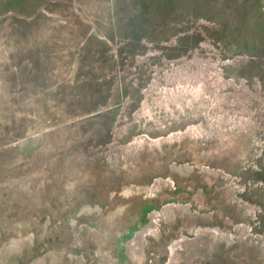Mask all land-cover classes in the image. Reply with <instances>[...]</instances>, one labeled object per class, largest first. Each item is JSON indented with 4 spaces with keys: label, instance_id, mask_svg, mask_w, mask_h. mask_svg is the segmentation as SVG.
Segmentation results:
<instances>
[{
    "label": "rangeland",
    "instance_id": "rangeland-1",
    "mask_svg": "<svg viewBox=\"0 0 264 264\" xmlns=\"http://www.w3.org/2000/svg\"><path fill=\"white\" fill-rule=\"evenodd\" d=\"M14 1L0 0V264H118L154 196L189 207L160 212L125 264H198L199 244V264H264V0ZM197 228L187 262L168 259Z\"/></svg>",
    "mask_w": 264,
    "mask_h": 264
},
{
    "label": "flooded vegetation",
    "instance_id": "flooded-vegetation-1",
    "mask_svg": "<svg viewBox=\"0 0 264 264\" xmlns=\"http://www.w3.org/2000/svg\"><path fill=\"white\" fill-rule=\"evenodd\" d=\"M12 3H16L14 0ZM20 2H18L19 4L17 6H19L20 4L22 5V1L23 0H19ZM30 5V10L32 8L35 7V4L37 3V1L33 0L32 2H29ZM4 5V4H3ZM23 6V5H22ZM24 6V7H27ZM2 13L4 12H10L9 10H1ZM122 102V100H121ZM121 102L120 103H116L114 104L112 107H114V109L116 108H120L121 107ZM100 106L104 107L106 106L105 104H101ZM99 112V111H98ZM97 112V113H98ZM100 115V114H98ZM181 192V191H180ZM179 192V193H180ZM165 198V196H154L151 198L149 205L145 206L142 208V212L138 213V215H135L133 217V221H132V227L126 229V232H122L121 236H119L118 240H117V246L119 247V255L117 256V262L118 264H125L126 261H129V257L130 255H136L139 260L143 259V252L141 250L140 247H136V249L134 248V244H132L134 241H136L137 245L141 244V239L144 233H147L148 231L150 232V230H152L157 222L155 221L156 219H158V215L160 212H162L163 214H165L169 220H172L174 218L173 213H175V209L178 210V212L180 213H184L185 209L187 207H189L188 204H186V202L182 201V202H178L175 199H169V200H165L161 205H155L156 200L157 199H162ZM166 199V198H165ZM163 201V200H161ZM80 213L77 211V214ZM76 214V215H77ZM263 218V216H261ZM264 220V218H263ZM87 225L90 226V228L95 229V226L91 225V223L86 222ZM255 229V228H254ZM253 230V229H252ZM200 228H197L196 231L194 232V237L192 235L190 236H185L184 234H182L180 236V239H175L173 242H170L169 244H167V249L169 251V255H168V259L174 261V263H176L178 260V258H176V252L179 251L181 252L183 258H185V262H187L188 256H191V253H186V249L185 246L183 244V241H190L192 238H199L200 236ZM261 232L258 231V235ZM262 234V233H261ZM86 250L88 252H90L91 255L92 254V249L89 247V244H87V246H85ZM196 248L200 251L199 253V258L197 260L198 264L201 262V260L203 259L204 255H209L212 251L208 248H210L209 246L206 247H202V244H199L196 246ZM129 253V254H128ZM42 254H37V256H42ZM72 255H74V253H72ZM79 255V254H77ZM37 258L38 257H34L29 259L28 261L25 262V260L23 259H12L11 261H9L8 263L5 264H35L37 262ZM166 258V256L164 257ZM189 259V258H188ZM230 259H234L232 257H230ZM233 264H240L238 262H235Z\"/></svg>",
    "mask_w": 264,
    "mask_h": 264
},
{
    "label": "trees",
    "instance_id": "trees-1",
    "mask_svg": "<svg viewBox=\"0 0 264 264\" xmlns=\"http://www.w3.org/2000/svg\"><path fill=\"white\" fill-rule=\"evenodd\" d=\"M207 1H208V0H207ZM207 1L205 0L206 3H207ZM261 2H262V0H257L256 3L253 4L254 11H256V12H257V10L260 11V10L257 9V8H258V6L261 4ZM263 18H264V17H263ZM238 19L241 20V17H240V18L238 17ZM260 20H261V19H260L257 15H255L254 18L252 19L251 23H250V27H251L253 24H255V23H257V24L260 23ZM262 20H264V19H262Z\"/></svg>",
    "mask_w": 264,
    "mask_h": 264
}]
</instances>
